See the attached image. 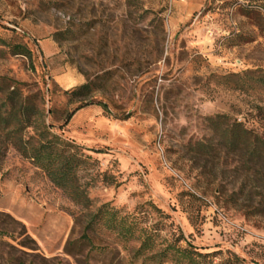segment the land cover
I'll list each match as a JSON object with an SVG mask.
<instances>
[{
	"label": "rangeland",
	"instance_id": "rangeland-1",
	"mask_svg": "<svg viewBox=\"0 0 264 264\" xmlns=\"http://www.w3.org/2000/svg\"><path fill=\"white\" fill-rule=\"evenodd\" d=\"M21 113L84 148L89 209L14 146ZM234 122L264 133V0H0V264H264Z\"/></svg>",
	"mask_w": 264,
	"mask_h": 264
},
{
	"label": "trees",
	"instance_id": "trees-1",
	"mask_svg": "<svg viewBox=\"0 0 264 264\" xmlns=\"http://www.w3.org/2000/svg\"><path fill=\"white\" fill-rule=\"evenodd\" d=\"M82 89H86V86L71 93L80 95ZM71 118L72 113L67 116L66 123ZM13 120H16V123L7 135L20 154L32 159L34 164L46 173L52 184L67 194L75 204L84 209H89L92 201L82 186L79 185L77 176L78 169L85 163L84 148L52 133L50 126L44 125L43 128L37 130L31 116L25 113H21L20 118H17V114H15L14 118L4 119V130L8 128L7 126H11ZM29 128L37 130V134L26 138L24 133ZM220 135L222 139H225V144L228 147L234 149L240 147L242 149L247 172L253 173L264 181V133L261 134L257 128L250 127L245 123L234 122L228 126L227 136L224 133ZM180 237V242L186 241L182 232ZM179 250L188 258H192L193 254L201 257L208 256V254L199 253L198 247L191 243L181 246Z\"/></svg>",
	"mask_w": 264,
	"mask_h": 264
}]
</instances>
